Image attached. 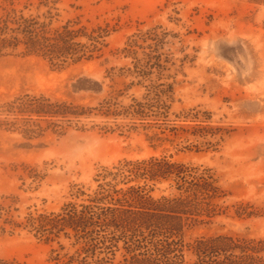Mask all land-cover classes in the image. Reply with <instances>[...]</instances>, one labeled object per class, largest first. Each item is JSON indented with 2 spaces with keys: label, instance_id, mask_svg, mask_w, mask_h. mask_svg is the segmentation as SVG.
<instances>
[{
  "label": "rangeland",
  "instance_id": "obj_1",
  "mask_svg": "<svg viewBox=\"0 0 264 264\" xmlns=\"http://www.w3.org/2000/svg\"><path fill=\"white\" fill-rule=\"evenodd\" d=\"M12 1L53 27L86 28L80 42L98 51L60 66L0 58V205L15 218L57 213L103 170L165 159L214 186L195 200L203 223L187 242L264 241V0ZM43 102L79 115L23 120L12 109ZM176 194L172 181L152 192ZM50 257L31 235L0 230V261Z\"/></svg>",
  "mask_w": 264,
  "mask_h": 264
},
{
  "label": "trees",
  "instance_id": "obj_2",
  "mask_svg": "<svg viewBox=\"0 0 264 264\" xmlns=\"http://www.w3.org/2000/svg\"><path fill=\"white\" fill-rule=\"evenodd\" d=\"M77 26L53 27L51 19L27 16L12 0H0V58L37 56L59 66L91 60L97 46L90 50L82 45L86 28ZM12 109L27 116L23 120L79 115L66 105L54 110L44 102L37 107L18 103ZM162 181H172L178 194L154 197ZM96 182L95 189H80L81 199L57 213L36 211L15 218L11 207L0 205V230L27 233L44 243L54 264H264V241L219 236L187 242V232L203 223L195 200L215 190L183 165L155 158L124 161L103 170Z\"/></svg>",
  "mask_w": 264,
  "mask_h": 264
}]
</instances>
